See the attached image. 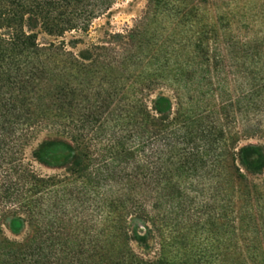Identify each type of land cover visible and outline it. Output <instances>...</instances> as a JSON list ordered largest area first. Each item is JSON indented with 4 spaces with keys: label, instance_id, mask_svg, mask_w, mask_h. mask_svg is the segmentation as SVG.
<instances>
[{
    "label": "trees",
    "instance_id": "1",
    "mask_svg": "<svg viewBox=\"0 0 264 264\" xmlns=\"http://www.w3.org/2000/svg\"><path fill=\"white\" fill-rule=\"evenodd\" d=\"M186 2L86 43L65 37L115 0H0V264H264V148L231 87L264 92V40Z\"/></svg>",
    "mask_w": 264,
    "mask_h": 264
},
{
    "label": "rangeland",
    "instance_id": "2",
    "mask_svg": "<svg viewBox=\"0 0 264 264\" xmlns=\"http://www.w3.org/2000/svg\"><path fill=\"white\" fill-rule=\"evenodd\" d=\"M167 1L172 2L175 0ZM180 1H182L184 5L187 3V0ZM210 2L219 9L221 14L223 13L225 20L222 21V26H231L232 34L236 40L242 42L248 40L253 41L256 38L264 40V0H210ZM146 3L147 0H115V3L107 14L93 21L88 35L72 33L67 34L65 38L68 40L72 36H81L83 40L88 43L100 39L105 31L122 32L131 27L134 21L142 15ZM49 40L50 38L43 33H38V43L43 44ZM260 53L264 55V45L261 47ZM252 65L253 64L249 66L250 69L255 68V65ZM249 84L250 82L248 79H242L240 77L232 79L231 81V87L234 90V99H240V103L236 105L235 109L237 116L236 128L240 133L239 146L258 144L264 148V137L258 139L257 135L251 136L250 133L247 132L252 125L258 124L264 134V92H260L254 97V100L249 101V97H247ZM240 85L242 86L241 88ZM162 92L169 96L171 94L167 90H163ZM48 139L49 136L40 134L27 150V156L33 168L43 175L54 174L57 171L44 162L34 159L31 156V152ZM255 178L259 182L264 181V173ZM5 234L11 239L19 240L23 238L25 230L19 234H13L6 228ZM132 246L138 249L135 242L132 243Z\"/></svg>",
    "mask_w": 264,
    "mask_h": 264
}]
</instances>
